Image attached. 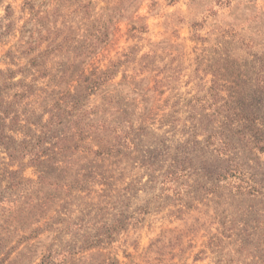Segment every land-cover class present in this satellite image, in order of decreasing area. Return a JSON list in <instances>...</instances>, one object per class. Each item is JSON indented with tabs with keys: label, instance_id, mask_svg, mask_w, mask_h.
Segmentation results:
<instances>
[{
	"label": "rangeland",
	"instance_id": "374dc122",
	"mask_svg": "<svg viewBox=\"0 0 264 264\" xmlns=\"http://www.w3.org/2000/svg\"><path fill=\"white\" fill-rule=\"evenodd\" d=\"M263 91L264 0H0V264H264Z\"/></svg>",
	"mask_w": 264,
	"mask_h": 264
},
{
	"label": "trees",
	"instance_id": "16d2710c",
	"mask_svg": "<svg viewBox=\"0 0 264 264\" xmlns=\"http://www.w3.org/2000/svg\"><path fill=\"white\" fill-rule=\"evenodd\" d=\"M173 1L176 2L178 0H173ZM105 77L106 76H104V78H103L102 75H99L96 78H93L91 75L90 76H86L85 80L88 82L87 88H89L88 93L89 94L94 93L96 91V88H98L101 84H103L105 81L109 80V78H110V77H106V78ZM102 79H104L103 83H101ZM61 110L63 111V114H66V110L64 108L61 109ZM62 111H61L60 114H62ZM9 128H11V127L6 125L4 122H2L0 120V129L2 130L3 133H4L5 130H8ZM240 132L241 131H239V133ZM39 138L42 140L43 137L39 136ZM19 145H20L19 147L14 149L13 153L11 152L9 154V157L11 158V160L9 162V165H12V162L14 163L15 157H18V158L20 157V158H23V159L28 157L30 159V161L28 163H24L22 165V168L20 170H18V171H21L22 169H24L26 167V165H32V164L38 165V164H41V163L45 162L44 159H43L45 153L43 154L42 150H36L34 148H31L30 144L26 143L25 140H22ZM260 148H261V150H264V147H260ZM20 162H22V161H20ZM241 169H240V171H238L240 174H242V170H243V169L242 170ZM18 171H10V173L12 175H15V174L19 173ZM172 175H175L177 178L176 177H172ZM181 175L183 176V174H177V173L169 172L166 175L167 178L164 181H162V182H163V184L174 182V181L178 180L179 178H181ZM14 179H15V177L12 178V180H13L12 182H15ZM237 186L240 188L239 190L244 189L242 187L241 183H239ZM218 188H219V186L217 184L214 185V187H212V189H214V190H212L211 192H216V190H218ZM253 189L255 191H258L257 186L253 187ZM96 239H98V236H96ZM97 245H98V242L96 241V243H93L92 245H90V247L91 246H97ZM72 254L73 253L71 251L67 252L65 249L60 250V249L51 247L45 252V254L43 255V257H42V259H41L39 264H66L68 262V259H69L70 255H72Z\"/></svg>",
	"mask_w": 264,
	"mask_h": 264
}]
</instances>
